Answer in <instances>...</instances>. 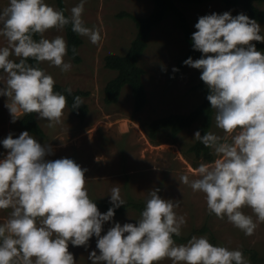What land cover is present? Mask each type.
I'll use <instances>...</instances> for the list:
<instances>
[{
    "label": "clouds",
    "instance_id": "obj_1",
    "mask_svg": "<svg viewBox=\"0 0 264 264\" xmlns=\"http://www.w3.org/2000/svg\"><path fill=\"white\" fill-rule=\"evenodd\" d=\"M85 3L80 0L69 16L45 0H9L0 10V37L7 41L0 47V96L7 97L12 123L33 113L49 128L63 122L67 97L54 90L55 79L39 65L47 62L61 72L72 68L64 59L66 40L45 38L49 30L71 25L77 35L100 43L101 31L87 27L82 18ZM194 27L193 49L202 56L184 64L201 71L215 126L224 135L195 132L194 138L217 158L201 163L195 178L181 175L179 182L204 194L209 214L251 236L264 223V54L252 43L264 42V35L261 25L243 13L204 15ZM72 54L77 55L74 46ZM83 104L75 96L72 109ZM2 144L8 151L0 159V210L10 212L0 223V264H76L69 243L87 249L93 236L99 254L90 252L92 264H160L165 259L171 264H249L241 250L213 245L207 236L177 244L174 236H181L186 217L176 212L180 201L161 198L158 188L148 191L135 224L116 222L101 235L104 223L126 203L119 187L111 189L112 206L101 213L88 195L87 169L69 158L46 160L52 147L27 131L18 138L10 133Z\"/></svg>",
    "mask_w": 264,
    "mask_h": 264
},
{
    "label": "rangeland",
    "instance_id": "obj_2",
    "mask_svg": "<svg viewBox=\"0 0 264 264\" xmlns=\"http://www.w3.org/2000/svg\"><path fill=\"white\" fill-rule=\"evenodd\" d=\"M45 2L58 10L56 0ZM79 2L80 0H66L69 12ZM8 3L9 0H0V10ZM178 4L186 11L195 31L194 25L198 18L212 13L230 12L232 16L243 13L251 18L242 6L227 5L220 0ZM256 4L264 9V1ZM153 5V0H86L82 18L87 27L101 31L100 43L92 44L87 37H83L80 47L82 60L76 63L68 54L64 58L65 62H71L72 65L68 72H61L58 67L50 66L47 62H43V66L55 81L72 89L81 88L88 92L84 97L89 104L88 114L82 119L67 104L61 118L63 122L54 128H49L48 122L37 116L45 131V135L41 136L32 133L21 123L23 115L12 123L9 110L5 107L7 97L0 96V159L8 151L3 147V139L10 133L13 138H18L22 132L27 131L41 145L52 147L53 154L46 156V160L69 158L87 169L85 176L89 196L110 202L111 189L119 187L124 200L129 196L146 199L148 191L158 188L161 198L180 201L176 212L186 217L182 233L189 235L194 227L199 228L207 221L214 231L217 246L241 250L249 264H264V223L258 224L253 235L246 236L226 218L221 220L214 214H209L203 193L193 192L190 187L179 182L181 175L195 178V169L201 163H211L189 151L196 140L194 134L199 131L200 121L178 135H172L167 129L161 130L156 139L149 135L150 120L171 113L190 112L203 99L202 91L196 87L200 70L186 65L179 73L173 72L179 58L189 48L184 32L173 16L154 28L140 59L146 70L144 81L149 98L146 106L139 112L134 111V98L129 85L123 89L118 102L108 104L104 99L105 86L117 73L105 65V56L110 53L124 54L137 31L135 21L129 16H119V13L128 11L146 15ZM256 21L261 25V35H264V20ZM57 35L67 42L65 28L60 31L49 30L45 33V38L53 39ZM6 44V39L0 37V47ZM2 86L0 82V87ZM210 131L224 135L222 130L216 128L214 117ZM97 207L101 213L108 210ZM243 211L253 215L248 208ZM9 212L10 210H0V223L6 221ZM139 217V212L134 209L122 214L115 213L112 221L104 223L101 235L106 234L116 222L122 226L125 223L135 224ZM253 218L255 220L254 215ZM194 235L207 236L210 243L212 241L209 233ZM96 240L93 236L87 249L69 243V251L76 264H92L88 259L90 252L95 250L99 254ZM187 241L176 243L185 244ZM254 251L258 253L257 259L253 257ZM160 264H171V261L165 259Z\"/></svg>",
    "mask_w": 264,
    "mask_h": 264
},
{
    "label": "trees",
    "instance_id": "obj_3",
    "mask_svg": "<svg viewBox=\"0 0 264 264\" xmlns=\"http://www.w3.org/2000/svg\"><path fill=\"white\" fill-rule=\"evenodd\" d=\"M154 5L152 10L146 15H137L132 12L123 11L119 13V16H129L131 17L136 24V35L133 38L129 49L124 54L110 53L105 56V65L115 70L117 73L112 77L105 86V101L110 103L118 102L123 89L129 85L131 87L133 98H134V111H141L149 101L148 91L144 81L145 68L141 65L140 59L143 53L145 52L150 36L154 28L159 25L162 21L167 19L170 16H173L180 28L184 32L186 41L189 44L187 52L179 58L176 69L179 73L186 65L184 61L189 57H199L201 58L202 53L193 49V42L191 40L192 34L195 32L186 11L179 6L178 2L182 3H205L212 0H153ZM227 5L242 6L246 12L254 20H264V9L260 8L256 2H263L264 0H220ZM58 10H63L66 16L70 15L68 10L66 0H56ZM67 45H68V56L76 63H79L82 60L80 53V47L83 44V37L77 35L71 30V25L65 27ZM39 39V37H35ZM255 44V47L258 51L264 54V42H252ZM75 47L77 50V55L73 57L72 47ZM18 62V59H17ZM28 63L35 65L34 60H29ZM40 68L44 70L43 63L39 65ZM196 87L202 91L203 99L202 101L190 112L186 113H171L162 117L153 118L148 123V131L151 138L156 139L161 130H169L172 135H178L186 128H190L195 122L200 121L199 131L201 135H204L206 132L211 130L214 117V109L211 108L210 102L207 100L208 89L204 82L199 79ZM70 88L67 85H64L56 81L55 91L64 94L67 97V104L74 114L80 118H85L89 112V104L84 100V97L87 95V91L81 88L72 89L71 95H69L65 89ZM75 96L82 97L84 104L81 105L78 109L73 110L72 104ZM21 123L32 133L38 135H45V131L41 126L40 122L37 119V115L26 114L23 115ZM189 151L195 154L198 157H203L206 161L212 162L216 159V156L213 154L212 150L206 148L198 140H195L189 147ZM90 199L96 203L97 206L104 207L108 209L112 205L110 202L97 200L89 196ZM147 199V198H146ZM145 198H134L129 196L125 201V205L117 208L115 210L116 214H122L127 212L129 209H134L139 214L145 207L146 204ZM203 234L209 233L212 239L211 243L216 244V237L214 231L209 226L208 222L205 221L201 227H194L191 233L188 235L182 233L181 236L175 237V241H187L194 234ZM247 250V249H246ZM249 251V250H247ZM253 257L258 258V253L253 252Z\"/></svg>",
    "mask_w": 264,
    "mask_h": 264
}]
</instances>
